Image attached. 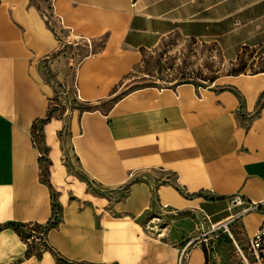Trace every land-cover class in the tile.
Returning <instances> with one entry per match:
<instances>
[{"label": "crops", "instance_id": "1", "mask_svg": "<svg viewBox=\"0 0 264 264\" xmlns=\"http://www.w3.org/2000/svg\"><path fill=\"white\" fill-rule=\"evenodd\" d=\"M239 29L264 45V0H0V264H177L181 251L206 264L201 245H167L142 226L154 178L187 197L163 187L167 207L213 229L242 216L246 245L264 218V107L250 116L264 74L205 101L192 87H123L139 52L172 33L212 40L233 63ZM77 45L87 52L76 65ZM55 91L83 110L50 116ZM88 182L129 183L130 195L96 198ZM8 224L46 228V248L33 252Z\"/></svg>", "mask_w": 264, "mask_h": 264}, {"label": "rangeland", "instance_id": "2", "mask_svg": "<svg viewBox=\"0 0 264 264\" xmlns=\"http://www.w3.org/2000/svg\"><path fill=\"white\" fill-rule=\"evenodd\" d=\"M249 33L237 30L236 37H241L245 41L241 43L243 45L241 55L233 63L223 59L221 50L212 40L185 39L179 33H172L155 48L139 52L137 63L124 78L125 92L147 88L175 90L186 86L191 91L193 88L197 97L201 94L205 101L208 91L227 90L225 83L232 81V78L251 80L254 76L264 74V45L251 39L246 40L249 38ZM76 49L75 64L77 65L83 60L87 50L78 45ZM97 52V48L88 49V55ZM230 92L239 100L242 109L241 96L236 91ZM55 93L56 98L51 100L49 109L50 116L65 111L70 112L71 109L83 110V106H78L69 98L71 91H55ZM263 107L264 95L256 102L255 110L250 114L251 119L257 118ZM39 129L40 125L35 128V132ZM35 140L40 144L39 133H35ZM62 161L66 164L68 158L64 156ZM73 162L77 166V161L73 159ZM149 181L151 182V186H148L149 210H145L139 220L144 229L152 233L156 240L167 245H201L206 256V264H244L238 252V249L243 250L245 246L242 216L229 221L227 230L222 227L213 229L201 214L186 210L180 205L167 207L166 203L160 200L159 191L163 187L172 190L179 197L178 201L187 199L179 186L170 184L163 178L149 179ZM130 189L129 183L103 187L88 182L86 186V191L96 198L115 195L114 202H124L130 195ZM55 197L56 193L52 192L54 203ZM246 213L258 214V211L252 210ZM45 230L44 227L36 228L29 225L17 235L28 248L38 252L46 248Z\"/></svg>", "mask_w": 264, "mask_h": 264}, {"label": "built area", "instance_id": "3", "mask_svg": "<svg viewBox=\"0 0 264 264\" xmlns=\"http://www.w3.org/2000/svg\"><path fill=\"white\" fill-rule=\"evenodd\" d=\"M238 203V198L233 200V205H237ZM255 209H257V207H255ZM248 210H251V207H248L247 211ZM32 226L35 227V225ZM218 227H222L227 230V223H223ZM238 252L244 264H264V218L256 232L247 240L244 249H238ZM185 261L186 253L185 251H181L177 259V264H184Z\"/></svg>", "mask_w": 264, "mask_h": 264}, {"label": "trees", "instance_id": "4", "mask_svg": "<svg viewBox=\"0 0 264 264\" xmlns=\"http://www.w3.org/2000/svg\"><path fill=\"white\" fill-rule=\"evenodd\" d=\"M6 227H12V228H14L15 229V232L17 234V233H21L22 232V229L25 228V227H28V226H26V225H20V226H17L16 227V226H13L12 224H8V225H6ZM35 227L37 228V226H35ZM0 229H1V227H0ZM28 250L30 252V249H28ZM205 258H206V256H205Z\"/></svg>", "mask_w": 264, "mask_h": 264}, {"label": "bare ground", "instance_id": "5", "mask_svg": "<svg viewBox=\"0 0 264 264\" xmlns=\"http://www.w3.org/2000/svg\"><path fill=\"white\" fill-rule=\"evenodd\" d=\"M215 229V228H214Z\"/></svg>", "mask_w": 264, "mask_h": 264}]
</instances>
